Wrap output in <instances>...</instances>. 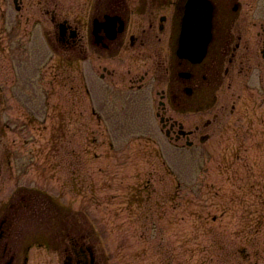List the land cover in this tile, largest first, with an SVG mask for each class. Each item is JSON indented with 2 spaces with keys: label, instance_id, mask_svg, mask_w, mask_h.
<instances>
[{
  "label": "rangeland",
  "instance_id": "374dc122",
  "mask_svg": "<svg viewBox=\"0 0 264 264\" xmlns=\"http://www.w3.org/2000/svg\"><path fill=\"white\" fill-rule=\"evenodd\" d=\"M83 1L23 0L19 13L13 0H0V29L3 24L8 29L6 51L0 50L2 59L5 55L0 62L5 151L12 157L6 167L18 174L27 170L22 181L31 188L41 186L40 193L54 202L39 217L34 233L50 232L51 246L46 248L62 249L73 243L67 230L83 224L86 241L101 250L100 264H264V93L257 88L260 72L264 77L261 50L250 40L242 41L234 62L227 58L230 73L217 87L209 110L184 112L172 97L167 102L162 115L187 131L200 125L190 145L187 138L169 137L158 115L163 94L172 95L167 80L140 83L136 77L152 74V68L136 66L129 74L122 63L100 58L89 45L85 58L76 47L69 59L55 55L46 69L41 68L44 57L29 61L43 40L39 24H49L56 12L58 20L82 25L95 2L86 0V6ZM252 1L245 3V14L233 29L242 20L264 24V0ZM51 27L56 47L57 28ZM104 67L119 77L109 76ZM214 76L216 86L221 81L218 70ZM46 102L58 108L49 114L53 126L47 127L39 119L46 115ZM242 107L246 113L240 115ZM1 120L0 113V127ZM24 122L31 126L24 127ZM203 133H213V140L201 142ZM36 197L30 207H37L39 215L45 198ZM43 263L63 261L57 254H41L37 264Z\"/></svg>",
  "mask_w": 264,
  "mask_h": 264
},
{
  "label": "flooded vegetation",
  "instance_id": "af4514ba",
  "mask_svg": "<svg viewBox=\"0 0 264 264\" xmlns=\"http://www.w3.org/2000/svg\"><path fill=\"white\" fill-rule=\"evenodd\" d=\"M94 1L92 23L90 18L85 19L86 16H84L82 25L73 26L74 29L70 28L69 24L64 26L63 35L58 30L59 44H56V55L62 59H69L70 49L74 50L77 47L79 48V55L83 54L85 58L87 54L86 46L89 45L94 48V53L100 58L105 56L106 59L126 63L129 67V74L132 72L130 67L134 66V62L138 63L140 67L144 65L152 68V74L146 72V76L139 77L138 81L140 83L145 81L149 75L158 82L165 78L168 88L172 92V103L178 108L189 110L202 105L203 102L206 107H200L198 111L210 109L213 106L216 100L217 87L220 88L225 75L228 76L230 73L229 68L225 67L226 60L228 58V62H234L237 52L241 49L242 41L250 40L255 43L257 47L255 50L257 51L259 48L264 59V24L258 27L257 24L250 25L242 20L235 27L238 29L237 35L234 33L235 28L233 29L237 18L241 14H245V3L252 0H208L214 7L212 40L208 45L205 57L201 61L182 57L179 54L184 14L189 0ZM83 3L88 4L84 1ZM48 13L46 12V14ZM54 15L53 13L50 17L51 24L56 21ZM1 19L5 20L3 11H1ZM45 24L48 23L45 22ZM58 27L60 28V26ZM0 30V50L5 53L6 31ZM51 32L49 30L45 32L48 45L40 46L36 53V56L44 57L45 61H51L54 56V39ZM14 35H17V33L14 32ZM236 39H238V42L232 46ZM125 47L124 52L123 48ZM101 51H104V53ZM246 52L250 53L248 49ZM120 53L123 54L120 56ZM4 59L5 55L3 59L0 57V62L4 63ZM241 62L244 63V60ZM256 67L258 71L262 69ZM104 69L106 73L110 74L109 76L119 77L117 71L107 70L106 67ZM217 70L221 81L214 86V75ZM2 73L4 74V65L0 73V113L3 115L0 127V264H37V256L41 254L46 256L57 254L63 264H100V251L86 241V233L85 231L82 232L81 229V227L84 229L83 224H81V227H73L67 230V232H70V236L71 233L73 235L71 236L73 243L71 245L66 243L62 249H59L58 246H55V249L46 248L51 246L49 242L50 235L46 234L50 232L39 230L34 233V230L39 229V217L42 216L41 214L44 211L53 206L54 202L49 198L52 203L50 204L49 196L41 194V190L36 189L37 185H35L36 190L32 192L34 187L31 188L30 185L27 186L26 181H22V176L26 174L25 171L27 170H19L20 173L18 174L17 170L7 169L6 167L12 163V157L11 154L6 156L5 151V79ZM106 73L101 74V76L105 77ZM260 73L257 88L264 93V77L262 72ZM246 91L247 88L244 84L243 92ZM160 104L162 105V111L165 113L166 106L164 102L161 101ZM186 104L191 107H186ZM177 107L174 108L178 109ZM235 107V104L232 105L230 110L232 113L236 111ZM55 110L57 108H53V111ZM159 113L161 115V112ZM160 118L164 122V126L167 127L166 133L168 132L170 136L175 133L177 139H180V136L176 133V126L181 128L179 123L175 120L171 121L164 115ZM53 119V117H50L49 121L46 120L49 126H52ZM61 121V124L66 122L63 117ZM28 126L30 125L24 124V127ZM199 131V124L193 130H189L186 134L188 143L191 137L196 136ZM30 137L31 140L35 139V136ZM201 137H203V134L199 135V138ZM12 174L13 177H11ZM12 187L13 192L9 190ZM37 195L41 196V199L45 198L43 201L45 204L40 206L42 213L39 215H35L38 213L37 207L33 210L30 207L32 202H34L33 206L38 202ZM27 210H29L30 213L28 214H31L30 216H26ZM44 217L47 218L46 215ZM30 229H32V232ZM39 252L41 254H38Z\"/></svg>",
  "mask_w": 264,
  "mask_h": 264
},
{
  "label": "water",
  "instance_id": "95a60500",
  "mask_svg": "<svg viewBox=\"0 0 264 264\" xmlns=\"http://www.w3.org/2000/svg\"><path fill=\"white\" fill-rule=\"evenodd\" d=\"M199 20H200V16H199ZM202 26H205L206 27V29H205V27H204V32H206L207 34L209 33V29H210V18H208V21H207V19H204L203 20V24H201ZM203 32V30H199V32H197L196 33V35H195V38L196 39H199V38H201L200 37V33H202ZM203 47H201V49H202ZM201 51L199 50V53H200Z\"/></svg>",
  "mask_w": 264,
  "mask_h": 264
}]
</instances>
